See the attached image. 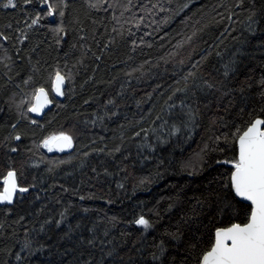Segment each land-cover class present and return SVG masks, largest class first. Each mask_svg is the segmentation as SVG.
I'll use <instances>...</instances> for the list:
<instances>
[{"label":"trees","instance_id":"trees-1","mask_svg":"<svg viewBox=\"0 0 264 264\" xmlns=\"http://www.w3.org/2000/svg\"><path fill=\"white\" fill-rule=\"evenodd\" d=\"M67 2L57 43L50 29L58 15L29 27L45 5L16 0L12 9L0 0V32L10 38L0 40V172L5 137L19 121L22 140L8 147H18L11 158L35 185L13 206L0 205V264H155L161 240L163 264H195L188 245L208 239L226 195L219 180L230 166L216 163L225 156L211 151L215 136L264 118V0H106V11ZM57 65L70 74L66 94L39 128L16 105ZM225 65L234 69L227 76ZM61 130L74 136L72 149L36 147ZM190 160L195 168L185 167ZM139 215L152 224L147 231L133 223ZM25 240L32 249L21 251Z\"/></svg>","mask_w":264,"mask_h":264},{"label":"snow or ice","instance_id":"snow-or-ice-1","mask_svg":"<svg viewBox=\"0 0 264 264\" xmlns=\"http://www.w3.org/2000/svg\"><path fill=\"white\" fill-rule=\"evenodd\" d=\"M242 2L243 0H241ZM23 3L28 6L33 4L46 6L36 11L29 27L37 25L42 15L49 17L58 15L60 18L59 23L52 27L50 31L56 34L57 43H59L60 39H62L61 34L66 33L63 18L65 17L66 9L69 7L67 0H57L55 3L52 0H23ZM105 3L106 0H87L89 9H103L106 11L107 9L104 8ZM17 6L16 0H7V3L3 4L4 8L15 9ZM184 7H187V4ZM9 27L11 26L9 25ZM9 39L7 35L0 32V40L8 41ZM27 39L28 36L21 32L19 43L24 44ZM132 44L135 46V40L132 41ZM36 63L39 65L40 62L37 61ZM233 70L232 67L225 65L224 75L227 76ZM38 71L39 68L35 67L34 72ZM68 79H70V74L63 73L59 65H57L47 75L45 83L49 87H45V83H40L38 86L33 87L30 93L23 94L24 98L16 105L20 117L28 119L29 113H34L37 116L42 115L44 110L51 105L62 107L55 97H62L66 94L65 84ZM30 83H33L31 76L24 81L25 85ZM259 84L261 88H264V77L260 79ZM177 91H184V89H177ZM50 92L54 95H50ZM260 96L264 99V91L260 92ZM13 102H15L14 98ZM109 103L112 102L109 101ZM169 107L172 108L175 105H169ZM261 111L264 112V108ZM188 116L190 120L194 118L191 112L188 113ZM157 119H160V117L157 116ZM29 123L39 128L45 127L37 119H30ZM92 123H95V121H92ZM18 124L19 121L11 124L14 134L5 137L6 143L3 145L7 147V152L4 154L6 160L3 165L4 171L0 172V205L5 207L13 206L18 199L23 198L25 194L29 193L31 188L35 187L34 184H27V180L21 170L23 164L17 167L16 161L11 158L12 153L19 151L18 147H8L12 141L19 142L22 140L21 132L17 131ZM226 127L229 126L226 125ZM180 130V127L172 126V134L178 133ZM136 135L139 136L140 133L137 132ZM36 147H43L49 152L53 150L63 152L74 147V136L70 132L63 130L51 132L44 135ZM208 148L209 146L205 145L201 152L197 153L200 163H203L204 155L207 154ZM115 150L119 151L120 149L116 148ZM100 151H103V149ZM211 151L225 156L224 159L216 161L218 165L230 166L221 173V179L219 180L220 190L226 195L218 207L220 220L210 230L211 234L208 239L204 241L203 236L196 237L188 245L187 251L189 253L196 252L195 264H264V118L256 116L246 121L241 120L239 124L232 123L228 132H225L222 136H215ZM229 151L233 153L230 158L227 156ZM85 155H88V153H85ZM32 166L38 167L37 164ZM185 167L195 168V163L190 160L185 164ZM198 203L200 202L198 201ZM241 203L245 204L243 209L237 207V204ZM241 212L243 215H241ZM226 215L228 216L227 223L223 219ZM56 223L59 224L60 221ZM133 223L137 226H142L145 231L152 227V224L144 215H139ZM168 235L173 240L180 239L179 233H168ZM88 242L92 243V241ZM156 248L158 253L152 252L150 259L155 264H163V257L167 251L164 241L161 240L156 245ZM25 249H32L30 240H25L21 251ZM108 255L110 256L111 252ZM16 260H21L20 253L16 254ZM85 264H89V262L86 261ZM173 264H175L174 260ZM185 264H187L186 261Z\"/></svg>","mask_w":264,"mask_h":264},{"label":"water","instance_id":"water-1","mask_svg":"<svg viewBox=\"0 0 264 264\" xmlns=\"http://www.w3.org/2000/svg\"><path fill=\"white\" fill-rule=\"evenodd\" d=\"M65 87H66V84H65ZM53 95H54V94H53ZM55 98H56L57 100L62 101V100L64 99V96H62V97H55ZM52 106H53V105H51V106H49L48 108H46V109L44 110V113H43L42 115L37 116V115L34 114V113H29V115L32 116V117L35 118V119L40 120V119H42L43 115H44L48 110H50V109L52 108ZM66 150H67V149H66ZM55 151H57V150H55ZM57 152H60V151H57Z\"/></svg>","mask_w":264,"mask_h":264}]
</instances>
